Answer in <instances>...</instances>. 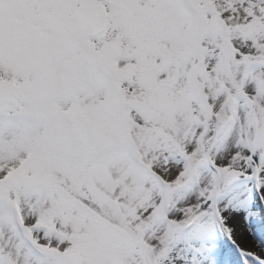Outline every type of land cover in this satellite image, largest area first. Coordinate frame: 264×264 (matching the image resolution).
<instances>
[{
    "label": "snow or ice",
    "instance_id": "snow-or-ice-1",
    "mask_svg": "<svg viewBox=\"0 0 264 264\" xmlns=\"http://www.w3.org/2000/svg\"><path fill=\"white\" fill-rule=\"evenodd\" d=\"M0 264H264V0H0Z\"/></svg>",
    "mask_w": 264,
    "mask_h": 264
}]
</instances>
